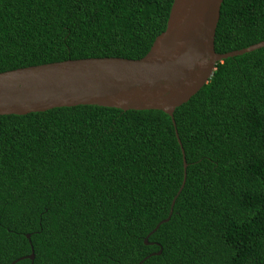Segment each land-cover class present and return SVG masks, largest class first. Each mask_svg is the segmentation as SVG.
<instances>
[{"label": "trees", "instance_id": "16d2710c", "mask_svg": "<svg viewBox=\"0 0 264 264\" xmlns=\"http://www.w3.org/2000/svg\"><path fill=\"white\" fill-rule=\"evenodd\" d=\"M171 3L0 0V73L140 59ZM263 40L264 0H222L215 53ZM12 262L264 264V47L216 63L172 120L97 106L0 116V264Z\"/></svg>", "mask_w": 264, "mask_h": 264}, {"label": "water", "instance_id": "95a60500", "mask_svg": "<svg viewBox=\"0 0 264 264\" xmlns=\"http://www.w3.org/2000/svg\"><path fill=\"white\" fill-rule=\"evenodd\" d=\"M221 3L172 0L164 31L137 60L88 58L1 72L0 116L97 106L121 111L157 110L172 120L174 109L208 81L216 63L264 47L263 40L236 51L215 53L213 39ZM185 167L182 157L183 176L176 194L183 186ZM174 198L167 217L143 239L145 245L148 236L168 221ZM24 258L32 261V251Z\"/></svg>", "mask_w": 264, "mask_h": 264}]
</instances>
